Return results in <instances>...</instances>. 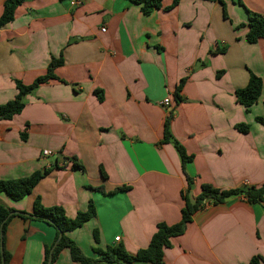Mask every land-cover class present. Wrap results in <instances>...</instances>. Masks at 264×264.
Instances as JSON below:
<instances>
[{
    "label": "crops",
    "instance_id": "crops-1",
    "mask_svg": "<svg viewBox=\"0 0 264 264\" xmlns=\"http://www.w3.org/2000/svg\"><path fill=\"white\" fill-rule=\"evenodd\" d=\"M171 3L161 0V9L144 16L132 0H25L0 29V105L15 98L16 82L31 85L52 58L63 59L54 71L60 81L39 86L18 115L0 120V181L49 174L25 198L1 193L0 202L30 215L39 199L73 219L92 201L95 217L68 233L87 257L117 245L135 255L158 224L179 223L186 176L191 200L202 185L264 184V125L257 121L264 120V38L247 42L242 26L248 12L264 18V0H181L166 9ZM250 73L262 90L246 112L235 92ZM181 80L183 101L176 104ZM169 113L172 136L192 157L185 171L174 147L162 143ZM239 124L248 132H239ZM55 237L46 223L11 217L8 264H42ZM253 258L264 264V205L243 197L207 205L163 251V264H251ZM53 264L76 263L63 250Z\"/></svg>",
    "mask_w": 264,
    "mask_h": 264
},
{
    "label": "trees",
    "instance_id": "trees-1",
    "mask_svg": "<svg viewBox=\"0 0 264 264\" xmlns=\"http://www.w3.org/2000/svg\"><path fill=\"white\" fill-rule=\"evenodd\" d=\"M25 0H6L3 5V13L0 17V29L6 24L14 20L16 9ZM181 0H172L171 5L166 8L168 10L175 8ZM136 5H139L140 11L144 16L150 15L154 10L162 8L161 0H132ZM247 28L246 41L249 43H256L258 40L264 38V18L260 15L248 12L247 22L242 25ZM63 64L62 57L56 59L52 58L48 64L46 73L38 77L31 85L25 86L20 82H16L17 95L15 98L5 104L0 105V120H10L13 116L18 115L24 108V97L34 91L36 88L49 81L58 80L54 74L57 67ZM185 80H181L177 85L173 98L176 104L183 101L180 92L183 88ZM262 82L261 79L254 74H249V80L243 89L236 90L235 97L238 104H240L246 112L257 102L261 95ZM99 91H96L98 93ZM100 93V92H99ZM99 101L102 100L101 95L98 96ZM172 114L169 113L165 118L163 125V144H171L177 152L183 171H185L186 164L191 162L192 157L188 156L181 146V144L172 136L170 131V122ZM257 121L264 125L262 118H257ZM236 129L241 133H247L249 126L245 124L236 125ZM24 137V134H22ZM74 168L83 169L76 159H72ZM49 170L34 172L29 177L16 180H1L0 194H5L13 201H19L30 195L35 186L46 175ZM103 177L104 174H102ZM187 191L181 193L184 201V207L181 210V220L174 225H167L160 223L156 226V231L152 235L148 246L145 249L138 251L135 255L128 254L124 247L117 245L115 247H108L105 250L95 248L94 252L96 258L87 257L83 254L80 248L71 240L68 233L75 231L87 222L93 219L96 215L95 206L92 201L88 203L87 210L78 212L73 219L66 216L65 211L60 206L45 208L41 205L39 199L33 203V210L30 215L15 213L12 209L5 207L0 202V239L2 240V251L0 250V264H8L10 254L4 248V236L6 227L11 217L18 215L25 220L39 221L51 226L56 233L53 244L45 247L44 261L42 264H47L51 257V264L55 263L63 250H68L72 262L76 264H163V251L170 247V242L173 238L181 236L189 224L193 216L203 210L207 205L217 206L224 204L228 199L233 197H243L249 204H263L264 205V184L261 187H242L231 190H220L209 185L201 186V193L191 200L188 196V191L192 185L191 179L186 176ZM127 187L117 188L114 192L126 190ZM93 240L95 243L99 242L98 232L93 231ZM251 264H257V259L253 258Z\"/></svg>",
    "mask_w": 264,
    "mask_h": 264
},
{
    "label": "built area",
    "instance_id": "built-area-1",
    "mask_svg": "<svg viewBox=\"0 0 264 264\" xmlns=\"http://www.w3.org/2000/svg\"><path fill=\"white\" fill-rule=\"evenodd\" d=\"M72 3H73V5H79V4L81 3V0H72ZM101 31H102V32H105V29H101ZM170 103H171V100H170L169 97H167L166 99H164V100L160 103V105H161L162 107H164V108H167V107H169ZM51 154H52V153L49 152V151H43V152H42V155H43V156H51ZM118 241H119V237L115 239V242H118Z\"/></svg>",
    "mask_w": 264,
    "mask_h": 264
},
{
    "label": "water",
    "instance_id": "water-1",
    "mask_svg": "<svg viewBox=\"0 0 264 264\" xmlns=\"http://www.w3.org/2000/svg\"><path fill=\"white\" fill-rule=\"evenodd\" d=\"M0 250L2 251V240L1 239H0ZM51 262H52V259L50 257L49 260H48V262H47V264H51ZM2 264H3V261H2Z\"/></svg>",
    "mask_w": 264,
    "mask_h": 264
}]
</instances>
